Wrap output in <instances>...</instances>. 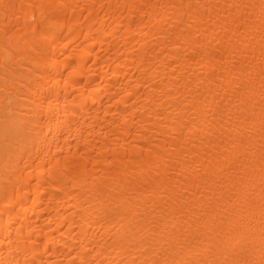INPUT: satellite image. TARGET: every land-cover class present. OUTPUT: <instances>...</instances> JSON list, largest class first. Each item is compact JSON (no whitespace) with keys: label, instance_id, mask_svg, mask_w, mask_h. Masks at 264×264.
<instances>
[{"label":"bare ground","instance_id":"obj_1","mask_svg":"<svg viewBox=\"0 0 264 264\" xmlns=\"http://www.w3.org/2000/svg\"><path fill=\"white\" fill-rule=\"evenodd\" d=\"M0 264H264V0H0Z\"/></svg>","mask_w":264,"mask_h":264}]
</instances>
